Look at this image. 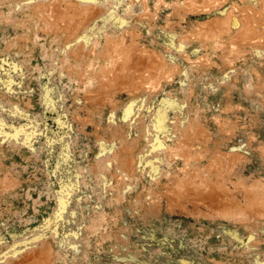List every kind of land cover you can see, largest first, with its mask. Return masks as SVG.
<instances>
[{"label": "rangeland", "instance_id": "rangeland-1", "mask_svg": "<svg viewBox=\"0 0 264 264\" xmlns=\"http://www.w3.org/2000/svg\"><path fill=\"white\" fill-rule=\"evenodd\" d=\"M0 264H264V0H0Z\"/></svg>", "mask_w": 264, "mask_h": 264}, {"label": "crops", "instance_id": "crops-1", "mask_svg": "<svg viewBox=\"0 0 264 264\" xmlns=\"http://www.w3.org/2000/svg\"><path fill=\"white\" fill-rule=\"evenodd\" d=\"M195 51H197V50H192L191 52L193 53V52H195Z\"/></svg>", "mask_w": 264, "mask_h": 264}]
</instances>
